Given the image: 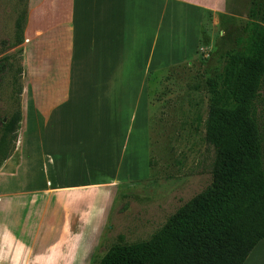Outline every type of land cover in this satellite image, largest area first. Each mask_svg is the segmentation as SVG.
I'll list each match as a JSON object with an SVG mask.
<instances>
[{
	"label": "crops",
	"instance_id": "crops-1",
	"mask_svg": "<svg viewBox=\"0 0 264 264\" xmlns=\"http://www.w3.org/2000/svg\"><path fill=\"white\" fill-rule=\"evenodd\" d=\"M236 4L237 0H27L15 20L11 47V53L19 54L21 69L20 120L9 153L0 163V199L7 195L17 205L31 199L36 209L43 205L50 213L48 227L39 229L29 243H25L26 226L8 219L14 237L23 241L4 264H26L21 261L26 246L27 264H52L59 245L61 253L78 254L79 240L74 236L89 229L88 218L82 214L84 204H75L78 198L69 204L71 195L108 188L104 210L115 182L131 175L123 169L136 152L129 145L141 148L147 143V111L141 96L149 72L169 64V59L163 62L157 55L154 32L162 35V41L165 38L164 47H169V40H186L187 35L196 40L200 25L193 17L186 18L187 9L190 16L197 13L200 24L202 11L232 15ZM85 151L90 152L89 162L107 177L104 181H52L50 174L61 172L57 169L87 164ZM57 207L63 208L59 220ZM58 221L59 232L54 227ZM66 223L69 236H63ZM88 253V247L81 252ZM18 256L20 263L15 261ZM259 256L264 257V239L242 264Z\"/></svg>",
	"mask_w": 264,
	"mask_h": 264
},
{
	"label": "rangeland",
	"instance_id": "rangeland-1",
	"mask_svg": "<svg viewBox=\"0 0 264 264\" xmlns=\"http://www.w3.org/2000/svg\"><path fill=\"white\" fill-rule=\"evenodd\" d=\"M26 2L0 0V57L14 49L11 47L15 42V20ZM242 11L241 16H236L234 12L232 18L202 11L199 24L197 13L190 16L191 12L187 9L186 18L189 20L191 17L192 20L193 17L196 26L200 25L197 39L187 35L186 40H169V47H164L165 38L162 41V35L158 37L159 32H154L157 40L154 42L157 44L155 50L159 49L157 55L162 56L163 62L169 59V64L149 72L145 93L141 96L147 111V143L141 148L132 143L129 145L132 146L130 148L136 147V152H132L133 158H124L123 169L131 171V175L120 177L115 182L104 210L108 188L74 191L69 204H73L76 198L75 204H84L89 213L84 208L82 214L88 218L89 229L81 227V236H74V240H79L78 254L61 253L59 245L58 257L52 264H65L63 259H68L67 264H97L110 245L119 241V236L128 243L148 239L177 207L209 184L213 149L204 139L201 123L205 119L208 102L204 79L220 71L226 52L234 47L235 37L239 34V19H245V10ZM10 57L12 65L0 79V118L5 117V120L18 105L19 54L15 51ZM89 153L85 151L87 164L72 169L69 166L57 169L61 172L50 174L52 181L64 184L104 181L107 177L89 162ZM2 181L3 175H0V183ZM68 195L64 198L67 199ZM32 203L31 199H27L17 205V200L7 195L0 199L3 214H0V264L13 257L14 250L23 241L14 237L9 218L17 226H26L28 240L25 243H29L39 229H46L47 214L50 212H45L43 205L38 210ZM69 211L68 208V214ZM56 213L59 220L63 208L57 207ZM63 225V236H69L70 224ZM75 225L77 228L80 223ZM54 227L59 232L62 224L58 221ZM85 247L89 249L86 256L81 254ZM28 250V246L21 249V261L26 260V264L29 262ZM19 259L18 256L15 261L20 263ZM250 264H264V257L259 256Z\"/></svg>",
	"mask_w": 264,
	"mask_h": 264
},
{
	"label": "trees",
	"instance_id": "trees-1",
	"mask_svg": "<svg viewBox=\"0 0 264 264\" xmlns=\"http://www.w3.org/2000/svg\"><path fill=\"white\" fill-rule=\"evenodd\" d=\"M242 10L234 47L220 71L204 79L209 184L148 239L128 243L119 236L97 264H242L264 239V0H237L236 16ZM10 55L0 58V79L12 65ZM20 71L17 109L0 118V163L20 120Z\"/></svg>",
	"mask_w": 264,
	"mask_h": 264
}]
</instances>
